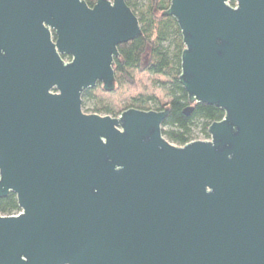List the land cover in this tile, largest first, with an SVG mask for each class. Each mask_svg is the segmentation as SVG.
<instances>
[{
	"label": "water",
	"instance_id": "obj_1",
	"mask_svg": "<svg viewBox=\"0 0 264 264\" xmlns=\"http://www.w3.org/2000/svg\"><path fill=\"white\" fill-rule=\"evenodd\" d=\"M162 16L184 45L185 115L224 113L210 141H166L167 111L83 113L141 33L125 0H0V199L20 209L0 214V264H264V0Z\"/></svg>",
	"mask_w": 264,
	"mask_h": 264
},
{
	"label": "trees",
	"instance_id": "obj_2",
	"mask_svg": "<svg viewBox=\"0 0 264 264\" xmlns=\"http://www.w3.org/2000/svg\"><path fill=\"white\" fill-rule=\"evenodd\" d=\"M93 7L96 0H83ZM126 5L137 18L140 35L133 41L117 47L118 56L113 60L116 89L104 92L97 84L82 96V110L89 101L94 102V114L118 117L123 111H167L161 125V135L169 143L184 146L191 140L208 139L211 124L223 119L224 113L215 107L195 104L192 113L185 115L189 106L187 94L180 85V56L184 49L180 30L171 17L162 16L170 0H125ZM234 6V3H231ZM67 59V57H62ZM146 74L151 80L150 90L140 92L129 99L128 104L118 112L109 108L104 97L121 89L135 90L139 87L137 77ZM198 130V134H194ZM20 212L16 197L9 193L0 199V214L15 216Z\"/></svg>",
	"mask_w": 264,
	"mask_h": 264
},
{
	"label": "rangeland",
	"instance_id": "obj_3",
	"mask_svg": "<svg viewBox=\"0 0 264 264\" xmlns=\"http://www.w3.org/2000/svg\"><path fill=\"white\" fill-rule=\"evenodd\" d=\"M154 78H149L146 74H142L137 77L139 87L135 90L132 89H121L118 90L108 96L104 97V102L105 104L113 109V111L118 112L119 110L123 109L129 102V99L140 93V92H145L150 90L149 87H151V80ZM149 92V91H148ZM94 102L95 101H89L86 104L85 110H82L83 113L85 114H94L93 109H94ZM100 116H107L104 115L103 113L99 114ZM109 117H112L109 115ZM113 118V117H112ZM199 131L195 130L194 134H198ZM177 146V145H176Z\"/></svg>",
	"mask_w": 264,
	"mask_h": 264
},
{
	"label": "built area",
	"instance_id": "obj_4",
	"mask_svg": "<svg viewBox=\"0 0 264 264\" xmlns=\"http://www.w3.org/2000/svg\"><path fill=\"white\" fill-rule=\"evenodd\" d=\"M63 61L65 62V63H68V62H70V59L69 58H67V59H63ZM194 141H210V138H208V139H197V140H191L190 142H188V143H191V142H194ZM187 143V144H188ZM176 146V145H175Z\"/></svg>",
	"mask_w": 264,
	"mask_h": 264
},
{
	"label": "flooded vegetation",
	"instance_id": "obj_5",
	"mask_svg": "<svg viewBox=\"0 0 264 264\" xmlns=\"http://www.w3.org/2000/svg\"><path fill=\"white\" fill-rule=\"evenodd\" d=\"M68 58V57H67Z\"/></svg>",
	"mask_w": 264,
	"mask_h": 264
}]
</instances>
